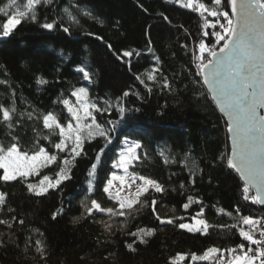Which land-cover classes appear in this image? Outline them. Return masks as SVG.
<instances>
[{
  "label": "trees",
  "instance_id": "trees-1",
  "mask_svg": "<svg viewBox=\"0 0 264 264\" xmlns=\"http://www.w3.org/2000/svg\"><path fill=\"white\" fill-rule=\"evenodd\" d=\"M7 1L0 0V7ZM23 2L26 0H18ZM202 2L212 6L211 0ZM65 8L79 23L68 22ZM37 15L38 23L25 22L12 37L0 39V105L10 107L14 103L16 108L11 129L0 123V143L7 146L15 142V136L24 151H34L37 144L55 151L42 138L49 130L44 128L41 114L53 113L67 123L70 117L60 101H75L72 92L81 87L88 90L92 102L107 109L94 113L97 122L110 130L113 124L109 121L116 123L109 133L111 143L101 137L85 142L84 154L75 160L70 179L58 188L37 196L20 180L0 181V192L6 195L0 219L11 224H0V264H170L177 254L188 257L182 264H209L193 262L190 256L201 255L211 247L232 248L241 242L236 229H221L219 225L236 223L239 227L241 216L264 220V208L244 200L245 186L227 166V126L211 100L203 99L206 92L197 75L199 61L195 57L199 56L201 40L216 50L222 46L203 31H219V25L202 29L197 12L169 0H52L38 6ZM208 19L215 23V18ZM53 21L58 26L52 31L40 26ZM60 25L69 27L70 33L63 32ZM126 51L133 55L124 57ZM78 67L90 70L91 83L76 71ZM153 69H158L153 73L156 80L149 81L147 74ZM138 75L144 84L136 79ZM38 79L47 83L38 84ZM165 81L170 87L163 86ZM125 91L129 96H123ZM118 101L126 109L123 119ZM27 113L33 118L28 119ZM50 140L58 142L59 137L51 136ZM124 140L143 145L137 149L140 159L129 171L149 177L166 189L163 194L153 193L160 216L159 207L167 208L162 218L183 217L175 221L178 225L191 221L203 209V218L217 227L202 235L160 224L150 206L151 196L143 198L149 206L125 220L126 228L112 233L100 225L98 213L83 214L85 198L92 200L104 194L110 165ZM100 149V162L95 176L90 177ZM57 168V164L44 168L40 176H54ZM34 178L28 179L31 182ZM189 197L193 203L185 210L183 205L189 203ZM58 210L62 211L53 219ZM138 228L153 229L154 234L145 236L141 243L129 235ZM37 240L42 242L46 259L36 251ZM129 244L135 251L128 249Z\"/></svg>",
  "mask_w": 264,
  "mask_h": 264
},
{
  "label": "snow or ice",
  "instance_id": "snow-or-ice-1",
  "mask_svg": "<svg viewBox=\"0 0 264 264\" xmlns=\"http://www.w3.org/2000/svg\"><path fill=\"white\" fill-rule=\"evenodd\" d=\"M169 2L177 3L183 8L197 12L203 21L202 29H215L219 25V31H203L204 36H214L216 44H222V46L217 51L215 47L210 48L201 40L198 46L199 56L195 57L199 61L197 75L203 74L204 83L217 93L216 99L219 100L222 108L230 117L227 131L232 139L233 151L227 159V165L229 168L237 170L246 181L243 188L244 200H250L252 204L264 205V114L258 115L257 113L258 107H264V0H211V7L202 0H169ZM51 3L52 0H26V3L21 7L18 0H8L5 7H0V39L12 37L25 22L38 23V6ZM225 9H230V12ZM81 11L84 16L93 18L87 11ZM64 12L70 24L79 23L67 8L64 9ZM208 17L215 18V23ZM233 17L236 19L234 20ZM164 19L167 20V17L165 16ZM40 26L52 31L58 26V22H45ZM60 27L63 32L70 33L69 27L62 25ZM86 34L90 35L91 33ZM109 47L111 46L109 45ZM122 55L131 57L133 53L126 51ZM76 71L82 73L84 80L92 82L90 70L78 67ZM155 71L158 69H153L147 74L149 81L156 80V76L153 74ZM136 79L142 84L145 83L139 75ZM0 83L3 82L0 81ZM37 83L46 84L47 81L38 79ZM163 86L170 87L166 81ZM250 89L251 91H249ZM151 90L148 88L149 92ZM129 94L125 91L123 96L127 97ZM72 96L76 98L75 103L68 99L60 101L70 117L67 123L60 121L53 113L41 114L43 126L49 130L48 135L42 138L48 140L55 151H50L39 144L34 151H24L15 136H12V141L15 142H10L7 146L0 143V170H2L0 181L20 180L26 184L29 192L37 196L46 194L49 189H56L65 180L70 179V171L74 167L75 160L84 154L85 142L91 143L97 137L105 139L107 143L112 142L109 133L115 129L116 122L109 121L110 124H113V129H105L97 122L94 115V113H103L107 109H102L92 102L86 88L75 89ZM118 111L123 119L126 109L119 105V101ZM15 113L14 103L10 107L0 105V123H5L11 129ZM26 115L28 119L33 118L32 113ZM51 136H58V142L50 140ZM125 144V150L119 154L118 160L112 165L114 169L122 170L124 175L118 176L116 173H112L111 179L103 189L107 198L116 207L104 208L97 200L92 199L90 206L85 205L87 215L105 213L109 216H123L127 220L135 212L149 206L148 200L143 198L151 196L150 206L160 224L174 225L190 233L198 232L202 235H208L210 228L217 227L209 224L203 218V209L197 213L196 217H193L194 223L192 224H175L177 219L182 220L183 217L162 218L156 211L158 198L153 193L163 194L166 189L149 177L129 172V168L134 167V161L140 159L137 149H141L143 145L138 141L128 140H125ZM60 153L64 155L61 157ZM102 153L103 149H100L96 163H93L89 170L90 177L95 176ZM165 162L167 163V159ZM53 164H57L58 167L54 176L44 174L36 183L29 181V177L40 176L42 169ZM114 181H119V188L115 191H113ZM133 185H135L134 189ZM252 189L255 190V194L250 196L249 192ZM88 190L92 191L91 181H89ZM191 203H193V198L189 197V203L183 205L184 209L187 210ZM5 204L6 195L0 192V208H3ZM137 205L140 207L137 208ZM8 210L14 211L11 208ZM60 211L62 210H58L53 215V219ZM218 212L232 216V213H225L223 209H219ZM20 223L22 224L23 221ZM238 223L239 227L236 223L218 227L236 229L241 240L240 243L227 249L211 247L201 255L193 253L190 256L191 261H208L209 264H264V220L241 216ZM0 224L11 227L9 221L4 219H0ZM245 226L247 227L245 228ZM110 227V225L106 226V230ZM153 234V229L144 228H138L136 232L129 233L131 236L138 237L141 243L145 242V236ZM35 247L41 258L46 259L42 242L37 240ZM127 247L129 250L135 251L131 244ZM186 259L188 257L184 254H177L170 264H182Z\"/></svg>",
  "mask_w": 264,
  "mask_h": 264
},
{
  "label": "rangeland",
  "instance_id": "rangeland-1",
  "mask_svg": "<svg viewBox=\"0 0 264 264\" xmlns=\"http://www.w3.org/2000/svg\"><path fill=\"white\" fill-rule=\"evenodd\" d=\"M7 3H8V1H7ZM6 3V4H7ZM24 3H26V2H23V3H21L20 5H21V7H23V4ZM203 99L204 100H209L210 101V98H209V95L206 93V95H204L203 96ZM76 101V100H75ZM75 101H73V103H75ZM125 148H126V144H125V140L122 142V148L120 149V151L118 152V154L115 156V158H114V162L113 163H115L117 160H118V158H119V154L122 152V151H124L125 150ZM62 155H64L63 153H61ZM135 162V161H134ZM113 163L110 165L111 166V172H110V174H109V176H108V180L109 179H111V176H112V173H116V175H118V176H123L124 175V172L122 171V170H119V169H114L113 167H112V165H113ZM56 171H58V168L56 169V170H53V172L55 173ZM130 172V171H129ZM131 173V172H130ZM49 175V174H48ZM50 176H52L51 174H50ZM32 178H34L33 176H31ZM41 177V176H40ZM40 177L39 178H37L36 177V179L35 180H33V181H31V182H38V180L40 179ZM108 180L106 181V182H108ZM114 183V185H115V187H114V189H113V191H115L116 189H118L119 188V181H114L113 182ZM137 183H139V181H137ZM106 185H107V183H106ZM105 185V186H106ZM135 188V185H133V189ZM103 193H104V191H103ZM122 194H124V193H122ZM95 200H97L101 205H102V207H104V208H108V207H116V205H114V203L112 202V201H110L108 198H107V194L106 193H104L102 196H99V197H96V198H94ZM90 199H88V198H85L84 199V201H82V203H81V205H82V208H83V214H85L86 213V211H85V205H89L90 206ZM137 208H139L140 206L139 205H137L136 206ZM159 212H160V214H161V216L162 217H164L166 214H167V208L165 207V206H160L159 207ZM138 214V212H135L132 216H130V217H128V218H131V217H133V216H135V215H137ZM98 215H100V217H99V223H100V225L101 226H103V228H104V230H105V232L107 233H112V232H114L115 230H117V228H120V229H124V228H126V224H125V217H123V216H109L108 214H105V213H98ZM193 217H196V216H193ZM193 217H192V220L191 221H187V222H183V223H189V224H192V223H194V221H193ZM100 218L102 219V220H100ZM127 218V219H128ZM108 225H110L111 227L110 228H108V230H106V226H108Z\"/></svg>",
  "mask_w": 264,
  "mask_h": 264
},
{
  "label": "water",
  "instance_id": "water-1",
  "mask_svg": "<svg viewBox=\"0 0 264 264\" xmlns=\"http://www.w3.org/2000/svg\"><path fill=\"white\" fill-rule=\"evenodd\" d=\"M229 12H230V9H229ZM233 19L235 20L236 18L233 17ZM217 51H219V49ZM209 59H213L214 60L215 58L209 57ZM200 79H201V82H202L203 87L205 89V92L209 95V98H210L211 102L215 105V108H216L217 112L220 113L221 117L223 118V120H224V122H225V124L227 126V128H226V134H227V137H228V145H229V153H228V156L230 157L232 155V151H233L232 139L230 138V134L227 131L228 125L230 123V117H229L228 113L222 108L219 100L216 99L217 93L216 92H213L210 89L209 85H207V84L204 83L203 74L200 75ZM249 91H251V89ZM257 113H258V115L264 114V107H258ZM230 170L232 172H234L237 177H239V179L242 182L243 186H245L246 181L241 177L240 173L237 170L232 169V168H230ZM250 191L253 193V195L255 194V190L254 189H252ZM258 206L264 208V205H258Z\"/></svg>",
  "mask_w": 264,
  "mask_h": 264
}]
</instances>
